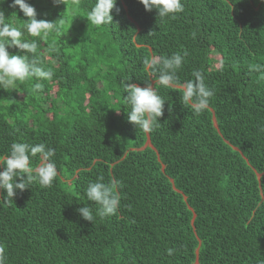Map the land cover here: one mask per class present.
I'll use <instances>...</instances> for the list:
<instances>
[{
	"label": "trees",
	"instance_id": "16d2710c",
	"mask_svg": "<svg viewBox=\"0 0 264 264\" xmlns=\"http://www.w3.org/2000/svg\"><path fill=\"white\" fill-rule=\"evenodd\" d=\"M94 2L28 0L37 20H64L61 35L35 38L55 75L38 96L0 89V157L14 141L44 142L58 176L0 204L8 264H264V75L248 71L264 63V4L182 0L185 11L161 24L138 0H116L112 23L97 29L86 20ZM11 3L0 9L21 27ZM184 50L181 82L198 69L215 90L201 115L144 70L146 57ZM128 78L165 100L151 134L128 122ZM98 177L121 181V206L91 224L77 209L93 207L85 191Z\"/></svg>",
	"mask_w": 264,
	"mask_h": 264
},
{
	"label": "clouds",
	"instance_id": "9594fccd",
	"mask_svg": "<svg viewBox=\"0 0 264 264\" xmlns=\"http://www.w3.org/2000/svg\"><path fill=\"white\" fill-rule=\"evenodd\" d=\"M5 0H0V4ZM54 5L66 4V0H52ZM146 12L155 10L160 23L175 20L185 11L182 0H138ZM264 4V0H260ZM116 0H95L87 10L86 20L93 28L109 26L113 21L110 14ZM9 7L18 9L26 17L22 26H14L17 16L13 14L10 19H5V14L0 9V89L5 91L16 90L26 92L30 96H38L44 89L45 82L53 81L55 72L52 68H46L37 50L39 40H47L56 33L61 35L64 20L50 22L37 20L36 10L28 3V0H12ZM150 32L149 35H155ZM196 31L191 33L193 39ZM33 38V39H29ZM39 38V40L35 39ZM16 48L23 55L10 54L9 49ZM57 49L49 46L48 53ZM186 50L172 53L171 55H159L146 57L143 60L144 70L151 77H155L156 85L163 88H176L182 92L181 102L186 108H190L193 115H201L210 108L211 100L215 96V90L205 82V76L201 70H193L191 79L181 82L178 73L182 70ZM223 64L221 62V68ZM249 73L264 75V63H251L248 65ZM121 81V87L127 95L123 102L127 105L128 122L144 134H151L160 126L159 118L164 112L165 100L158 93L156 87H139L136 84ZM26 85L27 87H21ZM264 133V126L259 128ZM56 151L44 142L30 144L14 141L10 145L8 153L0 157V204L12 205L17 193H23L31 185L38 184L40 188L53 187L58 176L57 164L54 160ZM39 163L34 167L33 160ZM19 181V182H17ZM121 181L113 178L109 184L103 182V177L90 182L86 188L87 201L93 203V207H80L77 209L79 216L89 223H93L97 217L103 220L106 217L115 216L121 206L119 188ZM166 255L172 256L174 248H167ZM0 264H8L4 244L0 243Z\"/></svg>",
	"mask_w": 264,
	"mask_h": 264
},
{
	"label": "water",
	"instance_id": "95a60500",
	"mask_svg": "<svg viewBox=\"0 0 264 264\" xmlns=\"http://www.w3.org/2000/svg\"><path fill=\"white\" fill-rule=\"evenodd\" d=\"M214 126H215V123H214ZM148 145V142H146L145 146ZM194 264H197L196 262Z\"/></svg>",
	"mask_w": 264,
	"mask_h": 264
}]
</instances>
